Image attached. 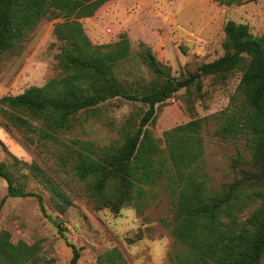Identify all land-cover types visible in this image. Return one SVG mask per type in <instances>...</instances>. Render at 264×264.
I'll return each mask as SVG.
<instances>
[{
	"label": "rangeland",
	"instance_id": "374dc122",
	"mask_svg": "<svg viewBox=\"0 0 264 264\" xmlns=\"http://www.w3.org/2000/svg\"><path fill=\"white\" fill-rule=\"evenodd\" d=\"M228 19L245 23L255 36L264 33V0L240 5H223L214 0H108L93 16L80 19L94 45L117 41L125 33L129 54L111 68V75L131 93L144 92L151 82L163 81L143 60L145 51L158 61L177 85L192 75L199 78L179 87L156 105L154 122L148 125L164 147L163 132L194 118H201L203 146L201 176L207 188L224 189L233 182H254L259 169L250 164L247 133L222 139L216 132L220 113L226 109L241 78L234 69L222 75H203L200 66L224 50L223 26ZM61 17L42 18L20 43V52L0 60V97L22 93L30 86H42L65 75L58 55L63 42L54 35ZM147 105L115 97L97 108L75 116L73 127L56 134L57 140L39 137L42 120L30 119L31 130L17 129L0 113V163L12 177L10 195L7 181L0 176V233L10 241L35 245L39 260L34 264H68L72 256L69 241L80 250L76 264H96L98 257L117 247L127 264H197L187 245L171 234L169 222L175 213L176 197L164 183L146 187L136 202L118 211L99 206L91 194V179L82 180L73 166L79 141L90 142L96 150L123 142L136 129ZM239 158V162H234ZM68 202L61 212L50 187ZM33 192L43 198L42 210ZM260 203L243 212L246 217ZM264 264V259H263Z\"/></svg>",
	"mask_w": 264,
	"mask_h": 264
},
{
	"label": "trees",
	"instance_id": "16d2710c",
	"mask_svg": "<svg viewBox=\"0 0 264 264\" xmlns=\"http://www.w3.org/2000/svg\"><path fill=\"white\" fill-rule=\"evenodd\" d=\"M108 0H0V60L20 52L37 23L45 17L63 20L54 26L55 37L63 47L58 55L65 75L42 86H30L22 93L0 97V113L17 129L31 130L34 120H42L38 134L44 140H57L56 134L71 129L75 116L97 108L109 99L123 97L140 101L147 109L136 129L127 132L123 142L96 150L90 142L79 141L73 166L82 180L91 179V194L99 206L118 211L129 202L138 201L146 187L164 183L176 197L175 213L169 222L171 234L187 245L197 264H263L264 259V33L255 36L245 23L228 19L224 26V53L200 66L203 75H222L241 71L236 92L220 113L216 129L222 139L247 133L250 164L259 172L254 182H233L224 189L207 188L201 176L203 146L201 118H194L163 132L164 147L148 128L154 122L156 105L177 91L175 79L166 73L150 51L142 55L163 81L151 82L142 93L126 91L111 75L112 66L130 51L125 33L113 42L94 45L84 32L80 19L93 16ZM223 5H240L248 0H214ZM235 158L234 162H239ZM0 176L8 184L9 194L18 195L3 163ZM50 181L52 195L59 197L63 212L68 202L62 200ZM42 210L43 198L33 192ZM260 203L243 217L254 202ZM7 231L0 233V264H34L39 260L35 245L10 241ZM72 248L68 264H76L80 250ZM96 264H127L117 247L101 254Z\"/></svg>",
	"mask_w": 264,
	"mask_h": 264
},
{
	"label": "water",
	"instance_id": "95a60500",
	"mask_svg": "<svg viewBox=\"0 0 264 264\" xmlns=\"http://www.w3.org/2000/svg\"><path fill=\"white\" fill-rule=\"evenodd\" d=\"M199 76H200V74L192 75V76H190L188 79H186V80L180 82V83L178 84V86H179V87L186 86L188 83H190V82H192V81L198 79Z\"/></svg>",
	"mask_w": 264,
	"mask_h": 264
}]
</instances>
